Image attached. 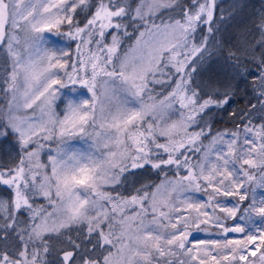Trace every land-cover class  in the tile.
Returning <instances> with one entry per match:
<instances>
[{"label":"snow or ice","instance_id":"1","mask_svg":"<svg viewBox=\"0 0 264 264\" xmlns=\"http://www.w3.org/2000/svg\"><path fill=\"white\" fill-rule=\"evenodd\" d=\"M0 264H264V0H0Z\"/></svg>","mask_w":264,"mask_h":264},{"label":"trees","instance_id":"2","mask_svg":"<svg viewBox=\"0 0 264 264\" xmlns=\"http://www.w3.org/2000/svg\"><path fill=\"white\" fill-rule=\"evenodd\" d=\"M249 3L251 4L250 0H249ZM243 103H244V101L242 99H236V100H234L233 104L229 105L228 110L230 111L234 107L242 106ZM218 119H219V117H218ZM219 126L223 127L224 125H223V123H221V125H219Z\"/></svg>","mask_w":264,"mask_h":264},{"label":"rangeland","instance_id":"3","mask_svg":"<svg viewBox=\"0 0 264 264\" xmlns=\"http://www.w3.org/2000/svg\"><path fill=\"white\" fill-rule=\"evenodd\" d=\"M251 4L256 5L257 7H259V0H250Z\"/></svg>","mask_w":264,"mask_h":264}]
</instances>
